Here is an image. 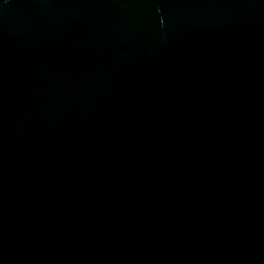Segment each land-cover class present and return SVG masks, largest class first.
Listing matches in <instances>:
<instances>
[{
  "label": "water",
  "instance_id": "95a60500",
  "mask_svg": "<svg viewBox=\"0 0 264 264\" xmlns=\"http://www.w3.org/2000/svg\"><path fill=\"white\" fill-rule=\"evenodd\" d=\"M0 264H264V0H0Z\"/></svg>",
  "mask_w": 264,
  "mask_h": 264
}]
</instances>
